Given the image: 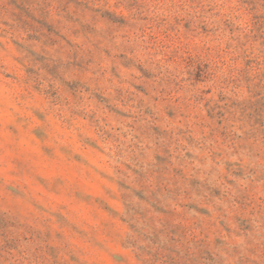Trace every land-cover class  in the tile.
Here are the masks:
<instances>
[{"label": "clouds", "instance_id": "1", "mask_svg": "<svg viewBox=\"0 0 264 264\" xmlns=\"http://www.w3.org/2000/svg\"><path fill=\"white\" fill-rule=\"evenodd\" d=\"M0 264H264V0H0Z\"/></svg>", "mask_w": 264, "mask_h": 264}]
</instances>
